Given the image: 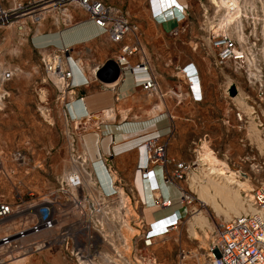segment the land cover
Here are the masks:
<instances>
[{
  "label": "built area",
  "instance_id": "2783aa9c",
  "mask_svg": "<svg viewBox=\"0 0 264 264\" xmlns=\"http://www.w3.org/2000/svg\"><path fill=\"white\" fill-rule=\"evenodd\" d=\"M217 1L224 6L213 3L222 13L215 17L208 35L216 65L231 68L242 77L246 85L244 100L251 96L247 90L253 92L254 102L249 109L239 108L234 114L239 122L255 121L264 137V0ZM71 5L86 10L89 18L114 42L137 31V26L121 10L103 0H0V26L15 23L22 29L42 21L50 12L63 13ZM149 11L156 23L183 22L187 19L188 6L178 0H150ZM122 51L124 54L118 58V63L130 68L135 84L144 90H155L157 82L149 75L147 65L130 66L127 55L132 50L124 46ZM43 65L46 77L59 92L63 94L71 89L72 71L59 55L44 60ZM186 67L183 71L187 73L192 99L201 101L203 94L196 70ZM145 74L148 76L136 79V75ZM13 75V71L0 68V82L10 80ZM54 77L61 79L60 87ZM235 93L238 94L237 89ZM68 136L73 168L60 178L57 188L48 197L30 191L26 199L19 195L11 201L0 198V249L8 256L5 262L50 249L62 251L76 264H132L121 249L128 250V237L130 248L134 247L133 230L140 228L143 245L150 247L188 215L192 198L183 191L179 199L183 214L175 211L145 223L141 209L113 179L108 157L100 154L97 157L105 181L102 187L93 163L75 147V134L68 131ZM138 150L136 173L149 183L151 193L150 198L143 196L142 199L138 195V203L170 206L171 200L159 195L150 168L151 164L166 162L165 145L149 137L138 145ZM187 169L186 164L178 163L173 177L182 180ZM250 193H244L246 211L218 225L207 249L201 251L202 260L196 252L192 254L180 248L178 264H264V181L256 184Z\"/></svg>",
  "mask_w": 264,
  "mask_h": 264
},
{
  "label": "crops",
  "instance_id": "0c3cea01",
  "mask_svg": "<svg viewBox=\"0 0 264 264\" xmlns=\"http://www.w3.org/2000/svg\"><path fill=\"white\" fill-rule=\"evenodd\" d=\"M178 1L188 6L186 20L165 23H156L153 20L151 31L130 33L119 42L111 40L109 35L89 18L87 11L77 5H71L63 12L64 16L71 20L69 23H61L51 14L53 12H50L42 21L28 24L26 34L28 48L43 69L44 60L56 55L71 69L72 87L65 93L56 91L52 86L38 88L47 91L46 100L48 104L57 106L59 116L70 122L71 128L74 125L77 127L72 131L79 139V146L89 161V147L96 158L99 154L108 157L113 179L130 194L135 205L138 203V195L142 199L143 196L150 198L151 195L148 184H141L140 175L136 173L138 145L149 137L157 138L159 143L165 145L166 162L151 164L150 168L153 170L159 195L163 199H170L172 203L170 206H140L145 223L175 211L184 213V209H180L183 204L179 203V199L186 189L182 180L173 177L176 165L186 164L187 175L191 172V164L198 162L200 167L203 147L211 151L220 150L218 137H223L224 133H220L219 129L223 127L226 132L224 137L231 138L229 145L226 142L221 144L225 150L231 147L232 142L238 147L247 148L245 150L256 148V144L251 143V138L244 129L247 123L249 126L252 123L256 126V122H242L240 128V122L234 114L236 109H249L254 102L253 92L247 90L252 94L247 101L244 100V94L241 102H237L234 97L225 96L223 88L226 80L220 82L217 75L212 74L209 68L212 66L204 64L195 53L192 57L185 55L187 42H197L203 38L202 10L205 3L203 0ZM192 10L194 12H191ZM55 14L62 16L58 12ZM124 46L132 50L127 55L130 66L147 65L149 75L157 82L155 90H144L137 86L130 68L119 65L118 58L124 54ZM193 49L196 51V48ZM184 67L196 70L195 74L203 94L201 101L192 99ZM219 73L222 75L223 72ZM224 75L225 79L231 81V86L235 85L233 81L238 83L242 78L235 74ZM147 76L136 75V79ZM43 81H47L45 77ZM238 86L246 90L244 80L242 85ZM141 135L145 138L138 137ZM133 137L137 138L132 140ZM140 152L143 154V149ZM200 201V210L206 217L207 207L212 211L214 219L207 213L210 218L208 221L216 230L223 222L222 217H225ZM190 208L191 205L188 206V215L178 222L177 227L158 240L180 243V227L184 223L189 224L196 214V211L191 212ZM148 209L153 212L146 215ZM195 229L203 233L210 231L207 226H195ZM212 232L214 233V230ZM200 236L201 238H195L199 243L198 251L205 248L202 246L204 241L208 240V237ZM18 259H21L19 264H76L62 251L50 249Z\"/></svg>",
  "mask_w": 264,
  "mask_h": 264
},
{
  "label": "rangeland",
  "instance_id": "374dc122",
  "mask_svg": "<svg viewBox=\"0 0 264 264\" xmlns=\"http://www.w3.org/2000/svg\"><path fill=\"white\" fill-rule=\"evenodd\" d=\"M103 1L121 10L126 18L138 27L137 31L152 30L153 20H151L149 11L150 0ZM191 1L197 2V0ZM203 1L205 3L202 10L203 23L201 31L204 33L203 38L201 41L187 42L185 55L192 57L195 53L197 58L204 64L212 66V68L209 67L212 74L214 76L217 75L220 82L226 80L223 88L224 95L227 97L234 96L237 102H241L245 92L238 85H242L243 79L239 74L233 72L231 68L216 65V55L213 53V47L208 39L209 30L215 22V17H219L222 12L216 10V6L213 4L215 1ZM193 10L191 12H194ZM51 14H54V17L58 18L61 23H69L71 21L69 17L64 16V13H60L62 16H57L55 12ZM27 30L28 25L20 29L19 25L15 23L0 26V68L11 70L14 73L10 80L0 82V198L8 201L13 200L18 195L26 199L30 191L40 197H48L51 191L57 188L60 178L73 168L68 131L73 132L71 129L76 130L77 127L74 125L71 128L70 122L59 116L57 106L48 104L46 100L47 91L44 88H38L39 86H52L56 91L58 90L52 82L48 81L45 70L30 52L27 43ZM193 48H196V51H193ZM218 71L223 72L222 75ZM224 73L238 75L241 78L239 79L240 83L233 81L232 83L235 85L231 86V81L227 78L225 79ZM223 76L224 78H221ZM44 77L47 80L46 82L43 81ZM232 88H234V93H232ZM236 89L238 91L237 95L235 93ZM238 126L242 128V122ZM244 129L249 134L251 143L254 142L256 144V148L245 150L247 148L238 147L237 144L232 142L231 147H227V150H225L224 145L221 144L226 142L229 145L231 138L227 139L224 137L226 132L222 127L218 130L220 133H224L223 137H218L220 150L212 151V153L225 163L228 170L238 173L237 175L242 180L247 179L252 188H254L256 184L264 181V137L260 135V130L254 123L250 126L247 123ZM73 133L75 134V132ZM86 141L89 142L87 138ZM75 147L79 152H82L78 138H75ZM89 150L94 170L101 186L104 187L105 181L100 173L96 155L92 152L91 147H89ZM198 168V162L195 165L191 164L189 166L191 172L182 179L183 187L192 198L191 212L201 209L199 205L201 198L190 184L191 175L194 172H198ZM245 193L247 194L248 192ZM242 196L244 197V193ZM134 202L132 200L133 204ZM137 205L140 210V203H137ZM207 208V213L214 219L212 211L209 207ZM199 210L197 211L201 212ZM151 212L153 210L148 209L146 215L151 214ZM207 213L206 215L210 220ZM222 219L226 221L223 217ZM211 227L215 231L214 226L211 225ZM213 230L208 231L211 236L206 240L207 243L204 241L202 246L205 247L204 249H207L213 237ZM133 231L131 235L134 237V247L130 248V238L128 237V250L126 248L125 252V248L121 249L132 264H178L180 248L187 249L192 254L196 252L201 258L200 253L203 252V249L198 251V239L189 235L188 223H184L180 227L182 232L180 243L178 241L174 243L162 242L163 239H156L152 246L145 247L141 240L143 231L140 228ZM197 233L199 235L197 238H201L200 235L205 238L202 231L199 232L197 230ZM7 257L6 252L0 249V264H9L5 262ZM15 263L19 264L20 261H16V259L11 261V264Z\"/></svg>",
  "mask_w": 264,
  "mask_h": 264
},
{
  "label": "bare ground",
  "instance_id": "6f19581e",
  "mask_svg": "<svg viewBox=\"0 0 264 264\" xmlns=\"http://www.w3.org/2000/svg\"><path fill=\"white\" fill-rule=\"evenodd\" d=\"M211 1H215L214 3L218 4L219 6H224L223 3H220L217 0ZM54 82L58 86H60L62 83L59 77H54ZM138 137H142L141 139L145 138L142 135ZM135 138L137 137H133L132 140ZM142 143L143 142H141V144ZM200 160L201 164L199 163V170L198 172L192 173L190 184L199 194L201 201H204V204L210 205L219 215L224 216L226 220L245 212L247 209V201L246 197H243L242 194L248 192L246 195H250L249 191H251L253 188L249 181L247 179H240L237 175L238 173L236 174L233 171L228 170V167L225 165V163L215 157L212 151L206 147H203ZM140 181L143 185L148 184L147 186L149 188L148 182H145L142 179H140ZM197 210H195L196 214L194 218L189 221L188 224V230L190 232L189 235H192L194 238L199 237L195 226H199L201 228L207 226L210 230H213L205 214L202 211L198 212ZM204 233L206 238L208 237L209 239L211 235L207 231H204ZM201 256L202 255H200V257ZM199 259L202 260L203 257ZM20 260L21 259H16V261Z\"/></svg>",
  "mask_w": 264,
  "mask_h": 264
},
{
  "label": "water",
  "instance_id": "95a60500",
  "mask_svg": "<svg viewBox=\"0 0 264 264\" xmlns=\"http://www.w3.org/2000/svg\"><path fill=\"white\" fill-rule=\"evenodd\" d=\"M232 93H234V88H232Z\"/></svg>",
  "mask_w": 264,
  "mask_h": 264
}]
</instances>
